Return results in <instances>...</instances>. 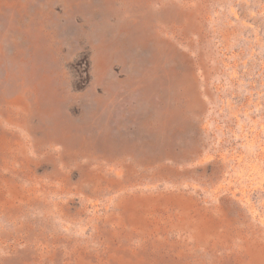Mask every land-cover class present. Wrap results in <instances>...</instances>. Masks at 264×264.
<instances>
[{"label":"rangeland","instance_id":"rangeland-1","mask_svg":"<svg viewBox=\"0 0 264 264\" xmlns=\"http://www.w3.org/2000/svg\"><path fill=\"white\" fill-rule=\"evenodd\" d=\"M0 264H264V0H0Z\"/></svg>","mask_w":264,"mask_h":264}]
</instances>
